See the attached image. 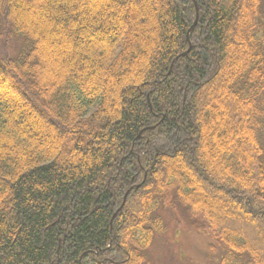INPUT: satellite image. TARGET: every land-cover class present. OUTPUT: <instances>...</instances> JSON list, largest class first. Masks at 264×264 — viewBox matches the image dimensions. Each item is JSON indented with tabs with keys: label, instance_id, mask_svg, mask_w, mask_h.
Segmentation results:
<instances>
[{
	"label": "trees",
	"instance_id": "1",
	"mask_svg": "<svg viewBox=\"0 0 264 264\" xmlns=\"http://www.w3.org/2000/svg\"><path fill=\"white\" fill-rule=\"evenodd\" d=\"M31 1L0 0V78L7 62L29 93L0 92V264H152L173 223L212 264H264V0H108L135 7L108 43L71 40L48 69L29 7L75 37L89 11ZM32 98L53 128L27 126Z\"/></svg>",
	"mask_w": 264,
	"mask_h": 264
},
{
	"label": "rangeland",
	"instance_id": "2",
	"mask_svg": "<svg viewBox=\"0 0 264 264\" xmlns=\"http://www.w3.org/2000/svg\"><path fill=\"white\" fill-rule=\"evenodd\" d=\"M26 1L27 4L33 6L32 1L31 2H29V0ZM72 1L74 2L75 8L79 7V9L80 8L84 9L86 6L89 11L88 13H82L80 15L77 14L70 16L69 24L63 26L64 29L71 28L72 31L74 30L73 27L77 26L78 29L77 32H75V34L77 33L76 35L77 37H75L72 32L67 34L64 33L65 31L61 33L60 31L54 30L53 28H55L59 24V22L57 19H54L53 22L51 23L49 21L46 22L47 12L43 7L41 11L38 10L34 11L32 10L33 8H30L28 6L29 7L28 17H31L29 18L30 23L35 25L41 23L44 27V32L42 33V36L40 33H38V35L40 37L39 45H41L40 47L44 52L43 65L44 67L46 66L47 69L49 68L51 62L52 65L54 66H55L54 62L56 64L60 63L63 65V63L65 62V58L75 50L74 48H71V44L69 42L71 40L76 43L77 42L83 43V41H87V40H91V42L98 40L99 42L102 43H108L109 38L115 34L116 31L115 24L117 25L120 21L119 15L123 11L124 13H128L131 11V9L133 10L135 8L133 3L131 2L129 3V5H126V8H124L123 10L119 6H113L111 2H109L108 0H72ZM146 2H148V5L152 7L153 12H155V9L157 8L154 3L155 1L148 0ZM34 4L41 6L39 0L36 1ZM33 20H36L37 22ZM151 25L152 23L150 22V19L147 18L146 24L143 30H141V34H145V35L149 34L151 37L150 39L146 38L147 41L145 45V50L143 52L144 55L141 56L140 62L143 61L142 59L145 60L143 62H146L151 58V56H153L154 46H156L157 44L155 33L149 30ZM52 30H54V32H52ZM190 33L191 31L188 33V35ZM116 46L118 47L120 45H116ZM117 51L118 49L115 47V52ZM82 55L84 57V54ZM54 56H56V58H58L59 61H55ZM5 63H6L5 66L6 70L9 72V74L13 76L11 77V79H14L15 83H17L18 86L24 92L28 93L27 89H25V86H23V84L21 83L22 78L19 76L18 72L15 69H12L7 62ZM58 64L56 66L59 67L60 64L59 65ZM69 69H70L69 67L65 68V66L63 68L60 67V70L63 71V73H68L70 71ZM11 79H9L8 76H3L0 78V92H3L7 96H11V98L19 99L23 102L24 97L19 92L21 90L16 86L17 84L15 85L9 81ZM91 82L92 80L91 81L89 80L88 83ZM94 82L95 81L93 80L92 84ZM87 84L84 83L83 85V89L85 91L87 90L86 87ZM32 100L34 104L31 103L30 101L29 102L31 104L29 103L27 104L26 102L25 104L23 103L20 104L19 102L21 106L17 108V110L21 108L22 110L27 111L31 115V121L27 124V126L28 127L30 126L32 128L35 126L39 128L38 124L36 123L37 121L39 122V124L43 125L45 129L53 128L51 127L52 125H50L48 122L44 120L43 117H41L40 113L47 116V118L51 119L53 122L54 121L56 122L55 118L51 115L49 111H47L43 103L39 102L38 99L32 98ZM211 214L214 217H218L217 215H215L213 211L211 212ZM209 247H210V238L208 236L195 231H189L187 228L184 227L183 224L178 225L177 223H173L169 226V229L164 236H160L156 239L154 244L149 248L148 254L152 261V264H212L210 263V261L212 260L214 255L211 254V250Z\"/></svg>",
	"mask_w": 264,
	"mask_h": 264
},
{
	"label": "water",
	"instance_id": "3",
	"mask_svg": "<svg viewBox=\"0 0 264 264\" xmlns=\"http://www.w3.org/2000/svg\"><path fill=\"white\" fill-rule=\"evenodd\" d=\"M196 17H197V16H196ZM196 19H197V18H196ZM195 23H196V20H195L194 24H195ZM193 27H194V26H192L191 29H189L188 33H189L191 30H193ZM187 42L189 43V41H188V36H187Z\"/></svg>",
	"mask_w": 264,
	"mask_h": 264
}]
</instances>
